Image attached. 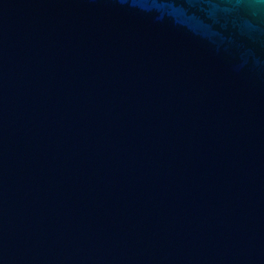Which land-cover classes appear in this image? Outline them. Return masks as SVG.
Segmentation results:
<instances>
[{
  "label": "water",
  "instance_id": "obj_1",
  "mask_svg": "<svg viewBox=\"0 0 264 264\" xmlns=\"http://www.w3.org/2000/svg\"><path fill=\"white\" fill-rule=\"evenodd\" d=\"M0 264H264V0H0Z\"/></svg>",
  "mask_w": 264,
  "mask_h": 264
}]
</instances>
